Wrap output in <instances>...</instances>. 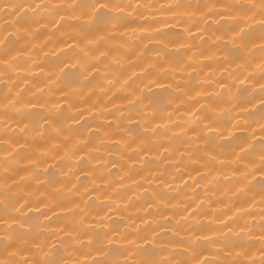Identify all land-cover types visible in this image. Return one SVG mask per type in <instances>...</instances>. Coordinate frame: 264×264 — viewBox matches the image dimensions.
<instances>
[{
	"label": "bare ground",
	"instance_id": "obj_1",
	"mask_svg": "<svg viewBox=\"0 0 264 264\" xmlns=\"http://www.w3.org/2000/svg\"><path fill=\"white\" fill-rule=\"evenodd\" d=\"M0 264H264V0H0Z\"/></svg>",
	"mask_w": 264,
	"mask_h": 264
}]
</instances>
